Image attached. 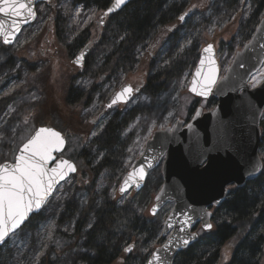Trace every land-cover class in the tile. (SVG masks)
Masks as SVG:
<instances>
[{
	"label": "trees",
	"instance_id": "1",
	"mask_svg": "<svg viewBox=\"0 0 264 264\" xmlns=\"http://www.w3.org/2000/svg\"><path fill=\"white\" fill-rule=\"evenodd\" d=\"M192 1L133 0L122 11L110 16L102 26V34L85 56L80 74L69 82L66 105L75 107L83 103L86 109L99 110L96 101L104 100L105 86L118 85L123 77L134 73L142 59L140 56L149 57L150 54L152 57V50L155 55L145 68L144 90L147 94L157 96L168 90L174 82L185 76L190 77L199 52L194 47L174 51L179 33L173 31L171 34L170 31L173 26L181 28L180 16L190 11ZM111 2L71 0L70 6H80L85 11L105 12ZM209 3L199 13L201 29L211 26L219 28L235 14H240L236 35L230 42L220 45L218 59H222L225 52L234 53L249 42L264 18V0H247V7L242 0H209ZM65 11V8H58L57 5L54 9L55 37L67 57L73 59L89 45L90 32L88 27L72 26ZM194 16H197L196 13H192L188 19ZM165 44H170L174 53L168 52L164 59H159ZM1 63L4 68H14L11 51ZM11 78V74L6 75L5 79L0 80V86ZM13 99L12 96L7 97L0 103H9ZM215 105L216 100L212 98L206 107L209 111ZM143 110L133 105L121 111H106L102 115L104 125L101 130L95 137L79 138L74 155L69 153L68 136H65L66 149L63 154L67 157L70 155V161L77 168L80 166L84 169L81 178L86 182L90 180V183L87 182L84 189L86 197L83 198L81 211L75 202L66 208V220H76L71 234L56 231L51 249L61 251L80 243L86 254L74 264H113L122 256V264H146L154 249L164 243L161 236L162 221L142 218L139 205H135L141 199L146 200L142 192L134 195L131 200L118 203L113 202L108 188L98 189L100 181L116 187L130 170L127 153L134 139L132 126L139 123L138 119L145 113ZM13 121L16 122L13 136L9 134L12 132H6L1 140L0 150L4 145L10 146L7 148L9 151L2 152L8 159L34 130L26 119ZM260 129L259 157L262 171L259 177L230 192L225 202L214 212L211 221L213 231L181 252L173 264H218L221 249L232 239H237V244L227 264H264V114ZM3 160L0 159V164L7 162ZM37 220L39 215L32 217L24 227L32 226ZM5 245L0 248V264H19L2 254ZM130 245L133 248L126 253L125 248ZM38 264H44V260Z\"/></svg>",
	"mask_w": 264,
	"mask_h": 264
},
{
	"label": "rangeland",
	"instance_id": "2",
	"mask_svg": "<svg viewBox=\"0 0 264 264\" xmlns=\"http://www.w3.org/2000/svg\"><path fill=\"white\" fill-rule=\"evenodd\" d=\"M70 1L57 0L53 3L39 6L36 20L28 27L22 29L13 45L9 47L0 45V70H2L0 71V80L5 79L6 75L10 74L13 77L0 86V101L11 96L14 98L9 103H0V148L4 134L12 132L9 133L12 135L15 131L16 122L13 120L26 119L34 130L37 127L50 126L64 135V137L68 136L69 153L74 155V151H76L79 144V138L95 137L101 130L104 125V118H99V113L118 89L124 85H130L135 88L144 82L143 89L138 95L133 97L128 105L115 108L121 111L126 107L137 105L144 109L143 113L145 112L138 119L139 123H136V126H132L134 139L127 153V161L131 169L136 160L142 155L145 143L152 138L154 132L173 128L178 122L187 124L197 108H201L202 112L208 111L206 106L212 98L207 101H201L187 92L191 76H185L182 80L174 82L168 90L157 96L147 94L144 90L146 85L145 68L155 55L154 50H152V57L150 54L149 57L140 56L142 59H140L139 66L134 73L123 77L118 85L105 86L104 100L98 99L96 101V107L98 106L99 110L98 108L86 109L83 103L75 107L67 106L65 97L69 82L72 78L78 77L81 71L72 64L74 58H68L64 49L57 42L55 25L53 24L55 18L54 9L56 5L58 8H65V13L69 17L72 26L78 28L88 27L90 32L89 44L91 46L102 34L100 21L103 15V12L85 11L80 6L71 7ZM242 3L247 7V0H242ZM209 4V0H193L190 9L191 13L187 11L184 14L190 13L191 15L196 13L197 16L188 19L189 16L188 20L186 19L181 23V28L177 26L171 27L170 33L173 31L179 33V41L174 48L176 52L183 48L189 49L191 47L196 48L199 52L204 46L212 43L217 52L221 78L226 74L235 54L241 50L240 48L234 53L225 52L223 58L218 59L221 43L230 42L236 35L240 14H235L230 21L223 23L219 28L214 29V26H211L204 30L199 25L201 22L199 13L206 9ZM10 51L14 56L13 69L4 68L1 63ZM174 51L170 49V44H165L158 57L159 59H164L168 52L174 53ZM263 81L264 65L251 77L248 83L251 88H256ZM78 83L79 80L77 81ZM254 84L255 87L253 86ZM9 147L4 145V148L0 150L1 160L4 159L7 162L13 160L16 152L10 159L6 158L7 156L4 157L5 153L2 155V152L7 151ZM69 156L67 157V155L63 154L65 159L71 160ZM76 169V174L59 185L55 190L52 198L41 210L39 220L32 223V226L28 225L21 228L15 235L10 236L2 254L10 257L13 263L38 264L44 260V264H74L86 254L80 243L61 251L51 249L53 245L52 237L56 231H63L64 234L69 235L71 234V229L74 228L73 225H75L76 220L71 222L66 220L67 206L75 202L79 211L83 207L82 201L86 197L84 189L87 186V182L90 183V180L86 182L81 178L84 172L82 167L78 166ZM119 184L113 187L114 185H107L106 182L100 181L98 189L108 188L113 202L118 203L122 200H131L134 195L142 192L146 200L141 199L135 202V205H139L142 218L146 220L159 219L163 224L172 209V204L165 205L153 217L149 213L154 205L153 200L162 186L161 166L147 175L143 187L137 193L130 192L120 196L117 193ZM229 190H234V187H230ZM129 203L132 202L129 201ZM214 212L215 209H212L213 215ZM61 219L63 221H60ZM210 231H213V229ZM210 231L205 232L197 228L196 234L200 239ZM236 244L237 239H232L223 246L218 264L229 263ZM123 259L122 256L120 260L113 264H122Z\"/></svg>",
	"mask_w": 264,
	"mask_h": 264
},
{
	"label": "water",
	"instance_id": "3",
	"mask_svg": "<svg viewBox=\"0 0 264 264\" xmlns=\"http://www.w3.org/2000/svg\"><path fill=\"white\" fill-rule=\"evenodd\" d=\"M54 1L32 0L31 8L35 12V17L29 18L27 22L21 21L18 25L19 31L8 37V44L4 43L6 37L0 36V44L6 47L13 45L22 29L34 22L37 7ZM132 1L125 0L123 5L115 8V0H112L108 9L112 8L113 11L105 15L107 9L103 13L100 25L102 26L104 20L122 11ZM184 16L185 19L180 20L181 23L190 16V13ZM0 19L5 20L6 28L10 29L11 20L19 18L10 14H0ZM262 45L264 18L259 22L249 42L235 54L221 79L214 45L209 43L204 46L199 51L187 92L202 101L213 97L216 100L215 107L205 113L201 108H197L187 124L178 122L173 128L154 132L152 138L145 143L142 155L119 184L118 195L123 196L131 191L136 193L143 187L147 175L161 166L162 186L153 200L154 205L149 213L153 217L167 204H172V209L162 224L161 234L165 241L154 249L146 264H149V261L152 264H173L181 252L199 240L197 228L205 232L212 229L205 228V225H212V209H218L225 202L231 192L229 188H242L259 177L262 171L259 145L260 121L264 111V81L256 88H251L248 82L264 65ZM209 46L210 49L205 51ZM88 51L89 46H86L77 56L80 57L79 63L75 62L77 57L72 61L79 70L82 69ZM208 78L215 80L210 91L203 87ZM126 88L130 91L125 92ZM193 88L196 90L192 91ZM138 91L139 88L133 90L129 85L122 86L112 97L107 108L129 103L133 94ZM113 100H116L115 104H112ZM40 128H51L56 131L50 126L37 127L27 140ZM60 135L64 139V145L60 150L53 152L49 168L54 167L60 160H67L61 156L66 140L61 133ZM23 144L19 146L11 162L2 164H13ZM67 161L76 169L73 162ZM141 169L144 172L143 180L140 179ZM76 171L77 169L69 172L64 180L58 182L45 204L52 198L58 186L74 176ZM121 187L125 189L123 193L120 191ZM45 204L40 210L29 213L20 228L14 230L15 233L32 217L39 215ZM10 236L12 234L6 237L5 242L0 243V248L6 244ZM185 239L189 241L188 244L183 243ZM129 247L132 250L133 246Z\"/></svg>",
	"mask_w": 264,
	"mask_h": 264
},
{
	"label": "snow or ice",
	"instance_id": "4",
	"mask_svg": "<svg viewBox=\"0 0 264 264\" xmlns=\"http://www.w3.org/2000/svg\"><path fill=\"white\" fill-rule=\"evenodd\" d=\"M31 3L32 0H0V14L19 18L11 20L10 29L6 28V21L0 19V36L6 37L5 44L9 43L8 37L19 31L18 25L21 21L27 22L29 18L35 17ZM124 3L125 0H115L114 7L119 8ZM112 11V8L108 9L105 15ZM184 19V15L180 16L181 21ZM79 61L80 57H77L75 62ZM214 83L213 78H208L203 87L210 91ZM253 86L255 87V84ZM124 91L129 92L130 89L126 88ZM115 103L116 100H113L112 104ZM63 145L64 139L59 132L51 128H40L19 149L13 164H0V243L5 242L9 234L15 235L14 230L20 228L29 213L41 209L58 182L64 180L69 172L76 170L67 160H60L54 167L49 168L53 152L60 150ZM143 178L144 172L141 169L140 179ZM120 191L123 193L125 189L121 187ZM205 228L211 229L212 225L206 224ZM183 243L188 244L189 241L185 239ZM130 251V247L125 248V252ZM149 264L152 262L149 261Z\"/></svg>",
	"mask_w": 264,
	"mask_h": 264
},
{
	"label": "flooded vegetation",
	"instance_id": "5",
	"mask_svg": "<svg viewBox=\"0 0 264 264\" xmlns=\"http://www.w3.org/2000/svg\"><path fill=\"white\" fill-rule=\"evenodd\" d=\"M81 53V52H80ZM79 53V54H80ZM78 54V55H79ZM77 55V56H78ZM76 56V57H77ZM76 57H74V59L76 58ZM73 59V60H74ZM85 59V58H84ZM83 63H84V61H83ZM83 67V66H82ZM143 84H144V82H143ZM143 84H141L140 86H139V91L137 92V93H135V94H133V96L132 97H134V96H136V95H138L139 93H140V91L143 89ZM110 102V101H109ZM109 102L105 105V107H104V109H102L101 111H100V113H99V118H101L102 117V115H103V113H105L106 111H108V110H111V109H114V110H116L115 108H117L118 106H125V105H116V106H112L111 108H107V105L109 104ZM131 102V101H130ZM103 118V117H102Z\"/></svg>",
	"mask_w": 264,
	"mask_h": 264
},
{
	"label": "bare ground",
	"instance_id": "6",
	"mask_svg": "<svg viewBox=\"0 0 264 264\" xmlns=\"http://www.w3.org/2000/svg\"><path fill=\"white\" fill-rule=\"evenodd\" d=\"M191 246H192V245H191ZM187 249H188V248H187ZM187 249H186V250H187Z\"/></svg>",
	"mask_w": 264,
	"mask_h": 264
}]
</instances>
